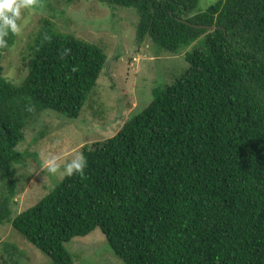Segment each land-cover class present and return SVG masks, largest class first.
<instances>
[{"label": "trees", "instance_id": "1", "mask_svg": "<svg viewBox=\"0 0 264 264\" xmlns=\"http://www.w3.org/2000/svg\"><path fill=\"white\" fill-rule=\"evenodd\" d=\"M101 1L135 8L138 42L179 53L198 41L189 66L115 135L84 146L83 175L13 217L14 168L38 158L18 150L25 130L45 110L78 118L107 55L45 19L15 85L1 65L10 34L0 49V226L11 222L53 264H74L66 244L96 228L125 264H264V0L204 10L200 0ZM3 251L12 264L23 256L14 244Z\"/></svg>", "mask_w": 264, "mask_h": 264}, {"label": "rangeland", "instance_id": "2", "mask_svg": "<svg viewBox=\"0 0 264 264\" xmlns=\"http://www.w3.org/2000/svg\"><path fill=\"white\" fill-rule=\"evenodd\" d=\"M216 1L200 0L198 8L204 10ZM23 19L28 22L21 34L1 53L3 74L13 84L19 85L28 74V47L45 19L53 21L60 31L103 47L107 61L78 118L68 119L45 110L25 130L18 150L37 152L38 158L30 157L14 168L17 194L12 205L13 217L37 204L60 182L56 176L41 170L44 156L71 159L75 154H83L84 146L115 135L130 117L142 112L152 101L154 87L172 84L188 68L185 53L198 42L179 53L159 49L150 39L138 42L135 8H113L101 0H37L35 7L22 10L21 23ZM2 187L0 178V190ZM7 243L21 250L23 256H16L21 258L18 264H53L11 222L0 226V264H12L3 251ZM66 247L73 255L74 264H125L113 252L100 228L86 236L74 237Z\"/></svg>", "mask_w": 264, "mask_h": 264}, {"label": "clouds", "instance_id": "3", "mask_svg": "<svg viewBox=\"0 0 264 264\" xmlns=\"http://www.w3.org/2000/svg\"><path fill=\"white\" fill-rule=\"evenodd\" d=\"M37 0H0V49L8 48L9 35L19 36L27 19L22 20V10L36 6ZM66 53L68 50H65ZM88 161L82 153L71 159H63L57 155H47L41 159L40 168L60 181L74 175H83Z\"/></svg>", "mask_w": 264, "mask_h": 264}, {"label": "water", "instance_id": "4", "mask_svg": "<svg viewBox=\"0 0 264 264\" xmlns=\"http://www.w3.org/2000/svg\"><path fill=\"white\" fill-rule=\"evenodd\" d=\"M199 27H206V28H209V29H213L214 28L213 26H207V25H203V26H199Z\"/></svg>", "mask_w": 264, "mask_h": 264}]
</instances>
